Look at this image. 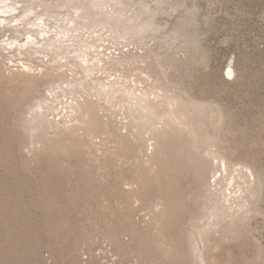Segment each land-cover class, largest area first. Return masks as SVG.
Wrapping results in <instances>:
<instances>
[{"label": "rangeland", "instance_id": "obj_1", "mask_svg": "<svg viewBox=\"0 0 264 264\" xmlns=\"http://www.w3.org/2000/svg\"><path fill=\"white\" fill-rule=\"evenodd\" d=\"M0 264H264V0H0Z\"/></svg>", "mask_w": 264, "mask_h": 264}, {"label": "bare ground", "instance_id": "obj_2", "mask_svg": "<svg viewBox=\"0 0 264 264\" xmlns=\"http://www.w3.org/2000/svg\"><path fill=\"white\" fill-rule=\"evenodd\" d=\"M230 72V71H229Z\"/></svg>", "mask_w": 264, "mask_h": 264}]
</instances>
